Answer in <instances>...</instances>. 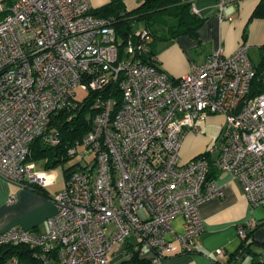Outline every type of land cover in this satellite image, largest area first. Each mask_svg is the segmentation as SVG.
<instances>
[{
	"label": "built area",
	"instance_id": "2783aa9c",
	"mask_svg": "<svg viewBox=\"0 0 264 264\" xmlns=\"http://www.w3.org/2000/svg\"><path fill=\"white\" fill-rule=\"evenodd\" d=\"M239 1L218 0L220 17ZM4 2L0 176L45 187L47 171L29 160L32 144L59 141L47 133L50 121L77 104L78 86L99 93L92 128L68 148L80 159L53 197L48 229L11 227L0 232V246L26 245L40 264H117L135 253L165 264L166 255L195 249L205 229L199 205L223 195L212 166L239 180L252 206L264 204V57L255 64L245 41L175 78L151 53L148 27L122 40L114 19L93 13L90 0ZM191 8L202 16L195 2ZM212 113L225 116L216 157L206 151L182 162L186 132H199L198 121ZM177 215L184 230L175 243L169 234ZM256 225L240 224L239 235ZM6 264L28 263L12 256Z\"/></svg>",
	"mask_w": 264,
	"mask_h": 264
},
{
	"label": "crops",
	"instance_id": "0c3cea01",
	"mask_svg": "<svg viewBox=\"0 0 264 264\" xmlns=\"http://www.w3.org/2000/svg\"><path fill=\"white\" fill-rule=\"evenodd\" d=\"M111 0H90L93 9H97ZM261 0H241L228 6V16L220 17L218 0H194L200 8L203 23L197 30V37L181 34L174 37H163L151 44V49L157 56L158 65L170 76L178 78L188 72L194 63L201 64L208 56L222 47L226 53L233 52L242 42L248 44V53L255 64H261L264 57V17L253 16V12ZM127 7L129 4L124 0ZM250 21V29L243 39H240ZM259 53V61L252 57V53ZM208 120L210 122H205ZM219 121V134L212 146L208 147L211 139L203 135L209 123ZM225 116L212 113L198 121L200 131L190 129L186 132L180 150L182 162L191 160L203 152H210L212 158L218 153V138L221 133ZM204 123V124H203ZM45 140V139H44ZM45 144H50L45 140ZM38 170H46L48 184L40 187L30 183L27 186L9 181L0 176V232L11 227L34 228L44 232L48 229V218L53 215L57 206L54 201L55 193L66 183L68 169L64 170L63 178L59 181L56 173L58 165L49 166L48 157L31 160ZM42 163V165H39ZM210 174L217 178L222 185L223 195L211 198L199 205V212L205 220V229L196 239V247L191 252L168 254L164 258L165 264H226L232 254L238 251L242 237L238 226L248 221L259 222L264 218V204L252 206L246 197L242 183L233 178L229 172H219L211 167ZM13 202H9L11 197ZM174 235L169 238L178 243L176 235L183 233L184 218L177 215L173 221ZM247 233L252 229L246 226ZM255 238V237H254ZM264 241V236L260 237ZM224 248L226 256L217 253ZM243 264H251V255L243 258ZM231 263V262H230Z\"/></svg>",
	"mask_w": 264,
	"mask_h": 264
},
{
	"label": "trees",
	"instance_id": "16d2710c",
	"mask_svg": "<svg viewBox=\"0 0 264 264\" xmlns=\"http://www.w3.org/2000/svg\"><path fill=\"white\" fill-rule=\"evenodd\" d=\"M6 5L13 0H4ZM139 3L128 8L124 0H111L93 13L101 16H108L114 19L113 25L118 36L122 40L132 34L137 21H145L146 26L154 34L155 40L163 37H174L181 34H190L197 37V30L203 23L204 17L192 11L194 0H138ZM253 16L264 17V0H261L253 12ZM165 31L158 35V32ZM153 41V42H154ZM151 53L154 50L151 49ZM99 91H90L83 102H78L67 108L56 112L50 121L48 134L54 129L59 132V144L52 146L45 144L44 137L39 138L32 144V151L29 160L48 157L49 166L64 164L69 158L68 148L78 139L87 133L93 124V118L98 111L95 105V96ZM115 93L119 95V91ZM197 156V155H196ZM70 170V169H68ZM264 226V218L260 220L255 228L242 238L241 245L235 254L229 258L226 264L240 262L247 255H251V264H264V255L252 250L253 242H260L253 238L254 230ZM264 245V241L260 242ZM12 256L19 257L28 264H40L33 254V250L26 245H3L0 246V264H6ZM231 262V263H230ZM117 264H152L148 256H140L135 253L131 258Z\"/></svg>",
	"mask_w": 264,
	"mask_h": 264
},
{
	"label": "rangeland",
	"instance_id": "374dc122",
	"mask_svg": "<svg viewBox=\"0 0 264 264\" xmlns=\"http://www.w3.org/2000/svg\"><path fill=\"white\" fill-rule=\"evenodd\" d=\"M4 3L6 4L7 2H4ZM127 3L129 4L130 8H133L139 3V1L138 0H127ZM3 18H4V14H0V20L3 19ZM260 20H261V26L262 25L264 26V19H260ZM145 26H146L145 21H143V20L142 21H137L135 26H134V29L135 30H139V29H141L142 27H145ZM249 29H250V21H247L246 29L244 30V33L241 34L240 39H243V35L246 36V34H248ZM164 32L165 31H162V32L160 31V32H158V35H161ZM251 55H252L253 59H255L257 62L259 61V57L260 56H259L258 52L257 53H252ZM87 94H88L87 90H85V89L81 88L80 86H78L77 87V94L75 96L76 101L83 102L85 100V97L87 96ZM206 122H210V121L205 120L204 123H206ZM208 125H209V127L204 129L203 135H205V136L207 135L211 139V141L208 144V147H210V146L213 145V143L215 141V137H217V134H219L221 124H220L219 121H215V122L212 121ZM51 130L52 131L50 133H53L55 135V137L57 136V138H58V136H59V138H60V134H59V132H57L55 130V128L51 129ZM82 137L80 136L78 139H76V141L72 145H74L77 141H80L82 139ZM58 140L59 141H57L55 143L52 142L51 145L54 146V145L59 144L61 139H58ZM81 149H82V147L79 148L80 151H81ZM79 159H80L79 155H76L74 157L69 158L67 160V162H65L64 164H60V165L57 166L56 173H57V177H58L59 181H61V179L63 178L64 170L68 169L72 164L76 163ZM39 165H42V163H40ZM250 230H252V229H250ZM263 236H264V226L258 225V227L254 230L253 238L255 237L254 239L262 242L263 239L260 238V237H263ZM260 242H257V241L253 242L251 244L252 245V250L256 251V252H259V253L264 255V245L262 243H260ZM116 247H117V245L115 246V248Z\"/></svg>",
	"mask_w": 264,
	"mask_h": 264
}]
</instances>
